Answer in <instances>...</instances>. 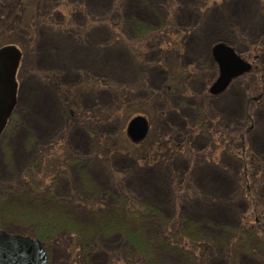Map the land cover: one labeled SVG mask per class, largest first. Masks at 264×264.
<instances>
[{"label": "rangeland", "instance_id": "obj_1", "mask_svg": "<svg viewBox=\"0 0 264 264\" xmlns=\"http://www.w3.org/2000/svg\"><path fill=\"white\" fill-rule=\"evenodd\" d=\"M1 2L0 19L14 21L0 42L21 57L16 103L0 134V199L8 197L0 229L20 232L25 215L63 221L57 243L47 244L51 264H114L123 255L134 264L145 253L123 229L97 234L92 226L134 222L144 246L160 233L154 215L199 239V264H264L262 250L239 253L237 238L244 225L264 240V0ZM219 41L238 46L255 68L210 95ZM170 69L182 72L180 93L159 96L172 87ZM68 103L71 115L95 120H68ZM135 114L149 122L138 143L125 134ZM106 138L103 151L97 143ZM25 178L35 190L10 194L26 189ZM67 195L73 202H61ZM91 200L101 207L89 212L83 201ZM153 256L190 264L164 247Z\"/></svg>", "mask_w": 264, "mask_h": 264}, {"label": "trees", "instance_id": "obj_2", "mask_svg": "<svg viewBox=\"0 0 264 264\" xmlns=\"http://www.w3.org/2000/svg\"><path fill=\"white\" fill-rule=\"evenodd\" d=\"M1 1H4V0H0V10H1V5H2ZM24 1H28V0H24ZM21 12L22 11H19V12L17 11V12H15V14L17 15V13H18V16H20ZM13 21H14L13 18H11V19L8 18L7 20H1L0 19V22H1L0 25L1 26L3 25V27L0 29V35H2L5 32L6 27H8V25H11ZM4 43H10V42L7 41ZM2 44L3 43L0 42V46ZM231 45H233L234 49L238 52V46H236L235 44H232V43H231ZM246 50H248V49H246ZM254 68H255L254 64H251V67L246 72V74L254 71ZM173 70L174 69L169 70V72L171 71L173 73V75L169 79L172 87L170 85L169 86L167 85L168 88H162V90H159L158 92H156V93H158L157 95L160 96L161 94H164V93L165 94L180 93V88H181L180 83H181V81H183L182 77H181L182 72L178 71V70L177 71H173ZM56 88L58 91H59V89H61L58 85H56ZM62 90L63 89H61V92L59 91L60 94L63 93ZM66 91L67 90H65L64 92H66ZM120 92H122V94H124V89L123 90L120 89ZM70 107H71V105L68 103V108H67V114L68 115H66L68 120L72 119L71 121L74 122V120H77V118L79 116L81 117V115H83L81 117V119H83V121H85L84 125H86V123L89 122L91 120V118L95 120V118L93 116H91V114L89 115V114H86L82 111L81 112L77 111V113H75L76 111H74V113H73L74 115L73 114L71 115L68 111L70 109ZM87 118H89V119L86 120ZM8 121H9V119H8ZM88 126H90V125H88ZM101 142L103 143L102 144L103 145L102 150H103V149H105L106 145H108L109 138L108 139L107 138L101 139V141H99L97 144L99 145V144H101ZM97 149H98V146H97ZM110 150L111 149H109L108 152H110ZM59 168H60V166L58 165V168H56V170ZM56 170H54V171H56ZM54 171H53V174H54ZM32 177L33 176H31V178ZM31 178H30V181L33 182V180ZM24 188H26V189L20 188L18 185L16 188L10 190V194H17V193L21 192V190H27V189L35 190L34 189L35 187L33 185H31L30 183H28V179L25 180ZM7 198L8 197H3L0 199V201H2L3 199L6 200ZM61 200H62L61 202H63V201L67 202V203L73 202L70 195H67L65 197H61ZM76 202L80 203L77 200L75 201V203ZM4 203L5 202H3V204H1V205H4ZM81 204H82V202H81ZM83 205H84V207L86 206V208L89 212H92L94 209H98L101 207L100 202L96 203V201H92V200H91V202L83 201ZM121 205H124V207H125L126 202L121 203ZM125 209L130 214L139 213V212L135 211L134 209H131L130 207L129 208L125 207ZM3 211L6 213L8 212L5 209ZM139 214H141V213H139ZM151 218L153 220H150V224L152 223L153 227H156V225L159 224L161 226V229H160V233H158V235L156 233V237L149 238L146 241L144 240L146 242L144 246L141 245L140 243H138V241L140 240V237H138L137 234H140V228L138 227V225H135L134 222L126 221L125 226H122V224H119L118 222L114 221V222H110L107 224H102V225L99 224L98 226H92V228H94L93 232H97V234L102 233L104 231L109 232V231L114 230V229H119V230L123 229L122 233L125 235V237L128 236L130 245L134 246L136 244L137 247L140 248V249H138V251H140L142 249L141 252L143 254L145 253L144 254L145 257L140 256L139 259L134 260L135 261L134 264H159V263L155 262L156 259L153 256L154 251H156L158 247H160V248L164 247L165 249H167L170 252L181 254L183 257L184 256L186 257V255H187L186 259H190L189 260L190 264H199V252L197 253L196 249H195V248L199 247V239H196V238L192 239L190 236H188V235L185 236V234L180 232V231L174 232L172 230L173 228H171L170 224L165 223L164 221H161L162 223L160 224V222L157 221L158 218L157 217L155 218L154 215H152ZM22 220H23L22 223H24V226H21V228H19V231L21 233L29 234L33 237L40 239L42 241V244H43L45 250H46V253H47V249H48L47 246L49 244H51L53 242L55 244L57 243L56 242L57 239L54 238L53 236H55V235L60 236V233H59L60 228H63L62 226H66L68 224V223H64L63 221L62 222L48 221L47 218H45L44 221H42V223H45V224H38V223L32 221L31 219L26 218V215L22 216ZM256 222L258 223V221H256ZM129 225H131V226H129ZM177 226L178 225H176V227ZM237 230L239 233V237H237L238 241H239V250H240L239 253H241V251L250 253L251 250L255 251V250L259 249L260 252L262 250L263 253H261V254L264 255V240L260 238V235L258 233L256 235H251L250 233L255 234V232L252 231L250 226L247 227L244 225L238 227ZM62 235H64V234H62ZM77 235L75 237V240L76 241L78 240V243H81L82 239L80 238V236L77 237ZM59 236H56V237H59ZM252 237H254V239H256V241H254V239ZM62 239H64V238H62ZM88 242L89 241H87L86 244ZM250 242H253V244ZM255 242H257V247L253 246L254 244L256 245ZM74 243H77V242H74ZM193 243H194V245H192ZM146 245H147V247H146ZM257 252H259V251H257ZM252 254H255V252H253ZM126 258L129 259L130 256L124 257V255H123V258H120V260H121L120 263L115 262L114 264H128V262L126 261ZM47 259H48V264H51L48 256H47ZM71 260H72L71 258H69V259L64 258V260L60 261V264H73V261H71Z\"/></svg>", "mask_w": 264, "mask_h": 264}, {"label": "water", "instance_id": "obj_3", "mask_svg": "<svg viewBox=\"0 0 264 264\" xmlns=\"http://www.w3.org/2000/svg\"><path fill=\"white\" fill-rule=\"evenodd\" d=\"M211 55L218 66V74L209 86L211 94L219 93L233 77L250 68V64L225 42H215ZM19 59L20 50L16 45L0 46V133L16 102L15 73ZM148 128L146 117L136 114L127 121L125 134L131 142L138 143L145 138ZM0 264H47V255L39 239L0 229Z\"/></svg>", "mask_w": 264, "mask_h": 264}, {"label": "bare ground", "instance_id": "obj_4", "mask_svg": "<svg viewBox=\"0 0 264 264\" xmlns=\"http://www.w3.org/2000/svg\"><path fill=\"white\" fill-rule=\"evenodd\" d=\"M217 15H219L218 13H214V14H212L211 15V17L214 19V18H217L218 16ZM242 18V17H241ZM43 41H45V40H43ZM43 43H45V42H43ZM121 57V56H120ZM119 57V58H120ZM57 58H59V57H57ZM122 58V57H121ZM71 60V59H70ZM81 60H83V62H85V59H81ZM71 61H69V63H70ZM202 176V173H200V177Z\"/></svg>", "mask_w": 264, "mask_h": 264}]
</instances>
